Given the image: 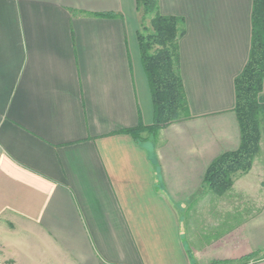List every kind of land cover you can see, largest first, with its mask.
Here are the masks:
<instances>
[{"label": "crops", "instance_id": "1", "mask_svg": "<svg viewBox=\"0 0 264 264\" xmlns=\"http://www.w3.org/2000/svg\"><path fill=\"white\" fill-rule=\"evenodd\" d=\"M159 3L185 19L191 117L136 141L120 131L154 120L136 0H0L2 264H214L248 254L264 264V130L251 170L229 191L246 197L237 206L260 208L228 217L187 208L224 202L203 179L240 144L234 81L249 58L253 0Z\"/></svg>", "mask_w": 264, "mask_h": 264}, {"label": "trees", "instance_id": "2", "mask_svg": "<svg viewBox=\"0 0 264 264\" xmlns=\"http://www.w3.org/2000/svg\"><path fill=\"white\" fill-rule=\"evenodd\" d=\"M141 14V28L137 32L141 64L147 76L154 106L151 125L139 124L125 129L136 141L147 133L157 137L159 131L173 122L191 117L189 104L180 73L179 41L186 32L185 19L164 15L159 0H136ZM98 16L112 17L113 13ZM149 24H146V21ZM252 37L249 58L241 73L235 78L234 111L239 123L240 144L216 157L207 167L203 191L222 196L231 190L235 177L246 174L261 150L264 101V0H253ZM257 260L253 254L235 260L214 264H249Z\"/></svg>", "mask_w": 264, "mask_h": 264}, {"label": "rangeland", "instance_id": "3", "mask_svg": "<svg viewBox=\"0 0 264 264\" xmlns=\"http://www.w3.org/2000/svg\"><path fill=\"white\" fill-rule=\"evenodd\" d=\"M146 24H149V21L148 20L146 21ZM261 129H262V131L264 130V120L262 121V127H261ZM144 134H146V136H148L147 133H143L142 136ZM148 137H150V136H148ZM253 175H251L248 178L252 182L255 180ZM229 191H231V190H229ZM229 191L227 193H225L224 195L221 196L224 199V202L221 205H217L216 207H208V206L192 207V206H190V207H187V208H189L190 211L192 209H196V210L197 209H200L202 211L201 215H203V214L208 215V210H211L213 212V208H216V212L218 214H220L221 216H227V217L228 216H231V215H236V214L238 215V212H236V211H239V213H242V214L243 213L254 214V212L260 208L259 205L258 206L253 205L250 200L248 202L249 203L248 205H240V206H237L236 205V202L239 201L237 199L240 198L242 200V199H244L246 197H244L243 195H242L243 197H238L239 194H237V192H235V191L232 190V193H233L232 194ZM229 199H232V200H229ZM179 208H180V212L182 214V218H183L185 224H187L188 216L186 214V210L185 209L183 210V208H181V207H179ZM191 214H192V212H191ZM242 217H244V216H242Z\"/></svg>", "mask_w": 264, "mask_h": 264}, {"label": "built area", "instance_id": "4", "mask_svg": "<svg viewBox=\"0 0 264 264\" xmlns=\"http://www.w3.org/2000/svg\"><path fill=\"white\" fill-rule=\"evenodd\" d=\"M0 264H2V260H1V257H0Z\"/></svg>", "mask_w": 264, "mask_h": 264}]
</instances>
